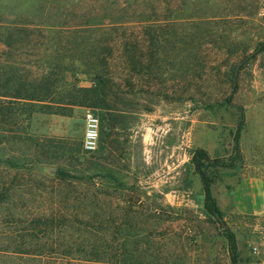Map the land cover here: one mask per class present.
<instances>
[{
  "label": "rangeland",
  "instance_id": "obj_1",
  "mask_svg": "<svg viewBox=\"0 0 264 264\" xmlns=\"http://www.w3.org/2000/svg\"><path fill=\"white\" fill-rule=\"evenodd\" d=\"M46 14L60 23L90 20L99 26L72 37H92L95 48L109 44V76L126 85L123 91L142 111L128 113L125 124L112 131V153L86 172L89 186L78 179L60 182L59 166L82 175L84 165L73 167L50 153L32 158L53 163L10 167L7 158L38 151L30 140L0 145V188H10L12 196V205L0 207L1 227H10L5 213L16 204L30 214L65 209L70 223L89 209L107 221H93L96 231L102 224L108 229L107 240L122 221L140 227L142 261L148 264H235L232 239L237 264H264V214H240L232 204L240 179L264 176V51L242 64L235 81L238 64L264 41V0H75ZM127 45L139 46L141 74L126 55ZM7 51L0 42V60ZM47 57L43 49L26 47L13 59L39 74ZM84 68L76 66L68 80L76 75L81 86H92L94 74ZM88 109L93 110L76 107L72 116L38 113L25 131L37 142L66 138L79 145ZM198 150L207 154L199 160L222 222L208 209L193 162ZM80 195L86 198L75 201Z\"/></svg>",
  "mask_w": 264,
  "mask_h": 264
},
{
  "label": "trees",
  "instance_id": "obj_2",
  "mask_svg": "<svg viewBox=\"0 0 264 264\" xmlns=\"http://www.w3.org/2000/svg\"><path fill=\"white\" fill-rule=\"evenodd\" d=\"M72 1L75 0H0V42L8 48L5 53L7 58L0 60V145L8 142L26 145L30 140L36 146L33 151H38L31 154L26 151L7 158L10 167L20 170L30 169L39 162L53 163L48 159L32 158L38 153H50L52 157L69 161L73 167L84 165L82 175L75 173L77 169L59 166L57 179L60 182L78 179L82 185L89 186V179L86 178L91 176L86 174L98 169L100 161L112 153L111 146L115 141L112 131L125 124L124 117L128 113L142 111V106H139L140 102L135 104L128 92L123 91L126 85L114 82L109 76L107 54L112 49L107 42H102L100 47L97 44L95 48L92 37L83 42L73 39L75 33L99 27L95 22L60 23L46 14L67 7ZM53 2L57 5L51 7ZM195 24L200 26L202 23ZM26 47L43 49L48 56L39 74L26 71L22 68L25 63L13 59L20 49ZM262 51L264 41L258 43L256 50L247 56L252 57ZM126 55L132 59L135 72L141 74L139 46L126 48ZM154 55L159 60L162 57L160 51L154 52ZM76 66H86L84 72L94 74L92 86H81L76 75H73V80H68L67 73L74 72ZM145 69H151V66H145ZM128 86L130 92H136L135 83L128 82ZM232 98V95L228 96L226 102L231 104ZM76 107L92 108L100 118L99 146L94 151L84 148L83 134L79 145H76L66 138H48V141L37 142L38 139L25 131L38 113L72 116ZM206 157L204 150H198L193 162L196 171L202 175L209 211L215 217L218 218L219 214L223 218V212L212 200L211 180L202 170L204 166L199 160ZM10 190L8 187L0 188V207L12 205ZM85 198L80 195L75 201ZM64 199L66 202L71 200L66 196ZM12 209L15 210L5 213L10 227L2 228L0 224V264L149 263L142 261V229L132 221L120 222L113 229L111 241L105 237L108 229L104 224L100 232L94 229V220L101 223L106 220L95 218L89 209L80 214L81 217L77 215L73 223L69 218L72 214L65 209L33 214L18 210L17 204ZM98 233L102 236L96 238ZM232 253L237 264L234 239Z\"/></svg>",
  "mask_w": 264,
  "mask_h": 264
},
{
  "label": "crops",
  "instance_id": "obj_3",
  "mask_svg": "<svg viewBox=\"0 0 264 264\" xmlns=\"http://www.w3.org/2000/svg\"><path fill=\"white\" fill-rule=\"evenodd\" d=\"M232 204L235 210L244 215L264 214V176L249 175L240 179L233 191Z\"/></svg>",
  "mask_w": 264,
  "mask_h": 264
},
{
  "label": "built area",
  "instance_id": "obj_4",
  "mask_svg": "<svg viewBox=\"0 0 264 264\" xmlns=\"http://www.w3.org/2000/svg\"><path fill=\"white\" fill-rule=\"evenodd\" d=\"M100 118L96 113L88 109L84 116L83 146L88 151H94L99 146Z\"/></svg>",
  "mask_w": 264,
  "mask_h": 264
},
{
  "label": "water",
  "instance_id": "obj_5",
  "mask_svg": "<svg viewBox=\"0 0 264 264\" xmlns=\"http://www.w3.org/2000/svg\"><path fill=\"white\" fill-rule=\"evenodd\" d=\"M249 57L250 56H247V57H245L239 64H238V66L236 67V70H235V81H236V76H237V74H238V72H239V69H240V67L242 66V64L245 62V61H247L248 59H249ZM218 218H219V220L222 222L223 221V219H222V217L218 214Z\"/></svg>",
  "mask_w": 264,
  "mask_h": 264
}]
</instances>
